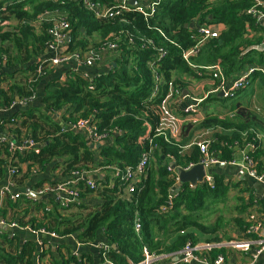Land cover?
<instances>
[{
    "label": "trees",
    "instance_id": "1",
    "mask_svg": "<svg viewBox=\"0 0 264 264\" xmlns=\"http://www.w3.org/2000/svg\"><path fill=\"white\" fill-rule=\"evenodd\" d=\"M96 1L110 6L117 2ZM253 3V0H161L156 15L149 19L148 25L160 29L171 41L179 43L183 48L192 44L189 32L195 19L208 25H222L223 30L219 31V36L206 43L193 62L196 65L217 63L228 79H234L250 65L264 66V53L255 50L264 37V26L246 14ZM46 12L66 18L70 27L68 52L76 49L85 52L90 48H97L105 39H112L110 35L119 30H128L137 36L143 34L157 39V33L148 30V25L138 14H125L124 22L119 19L112 22L100 21L84 10L78 2L61 4L46 0H0V41L11 44L15 57L13 58L8 49L0 48V54H8L4 64L6 69L16 65L22 67L18 72L23 74L24 82H14L8 89L11 94L15 91L19 100L32 94L36 98L38 84L48 78L52 70L46 68L44 63L41 75L36 74L40 63L36 62L37 58L45 51L44 46L48 39L47 26L41 25L37 28L36 21L38 16ZM3 22L9 25L11 23L10 27L2 26ZM162 45L168 49V54L159 67L166 92V85L172 76L194 73L182 61L179 49L169 43ZM140 47L139 41L136 49L127 50L122 46L115 66L107 73L96 77L92 83L84 80L77 72L69 73L61 82L49 80L41 101L45 110L40 111L30 106L29 109L20 110L17 116L12 118L18 120H15L17 134H20L21 129L25 130L34 142L40 144L37 153L31 151L21 157L17 156L16 176L21 174L18 166L21 162L30 163L40 171L55 163V168H60L63 176H68L72 172L80 173L94 165V150L98 151L99 157L103 160L97 166L120 169L138 163L141 156L149 150L147 137L155 134L158 107L162 102L147 100L152 86L150 72L145 67L149 50L146 46ZM5 76L10 78L12 74ZM252 78V80L260 78L264 85V79L259 74ZM1 100L8 103L14 99L11 96L7 97V92L0 90V104ZM151 107L154 108V113ZM56 114H59L61 121L54 119L53 116ZM91 117L94 118L98 134L112 137L114 131H120L117 136L112 137L111 145L102 144L92 148L82 133L67 128L64 131L61 126L62 122L78 123ZM242 117L244 116L240 115L238 119L228 117L221 121L210 119L206 124L232 130L233 133L229 137L217 135L219 143L232 144L240 139V133L258 127V119L255 116L249 121H241ZM10 120L5 119L3 122L11 125ZM248 137L251 139L252 133H249ZM153 143L158 146L152 155L157 161H160L161 156L165 159L171 156L170 162L182 168L198 161L199 152L196 148L188 156L180 157L179 148L174 143L166 142L162 137H154ZM0 149L5 158H8L7 150ZM211 149L221 150L220 156L224 160L232 158V151L226 147H219L217 143H213ZM250 156L256 173L264 176V150L260 149L259 143L256 142V148ZM167 161H163L157 170L153 166V161H149L146 175L130 201L123 202L118 199L117 183L113 180L114 187L105 184L97 192L96 197L101 200L98 206L78 204L68 209L60 208V211L65 213L73 208L78 209L74 214L55 212L54 207L52 211L54 213H49L52 223L51 221L49 224L46 223L45 228L59 236L75 235L79 244L93 243L97 235L103 234L105 240L111 246H115L109 252V258L115 264L140 261L144 246L148 247L150 252L170 254L180 250L188 241L196 242L193 231L200 234L215 233L219 226L218 222L213 227H204L198 222L200 216L194 214L205 207L206 197L210 198L211 205L223 203L230 191L229 183L224 181L222 175L212 173L213 181L210 185L203 183L190 189L188 184H182L175 189L174 210L165 217H160L156 214L157 207L164 203L174 185V176L168 170L171 168L170 162ZM3 165L4 162L0 159V175ZM15 182L18 183V177L15 178ZM21 182L22 180L19 184ZM80 185L84 190L82 196L92 194V191L85 188L82 183ZM21 203H24L22 207H25L27 212L30 208L28 205L44 206L22 195L15 203L7 201L11 208L20 207ZM245 207L241 204L240 214L246 212ZM135 216L141 221L140 236L134 232ZM242 222L243 231L246 226L244 221L236 219L238 225ZM180 232H183V235H180ZM6 236L7 234H0V239L4 243L7 242ZM61 246L62 249H68L65 245ZM33 251L35 247L29 241L25 242L17 256L6 254L5 250L0 248V264H32ZM219 253L224 251H213L212 256Z\"/></svg>",
    "mask_w": 264,
    "mask_h": 264
},
{
    "label": "built area",
    "instance_id": "2",
    "mask_svg": "<svg viewBox=\"0 0 264 264\" xmlns=\"http://www.w3.org/2000/svg\"><path fill=\"white\" fill-rule=\"evenodd\" d=\"M53 3L64 2H78L82 8L90 13L95 19L100 21H115L119 19L124 22V15L128 13L138 14L148 25L149 19L153 18L157 11L161 0H117L114 5H106L97 2L96 0H46ZM135 1L134 4H131ZM253 5L246 11V14L254 19L258 23L264 26V0H253ZM195 19L190 26L191 32H189V40L191 46L183 48L179 43L171 41L160 29L147 26L148 30L157 33V39L153 37H147L143 34H135L128 30H119L116 33L111 34L112 39H105L102 41L97 48H90L85 52L79 49L71 52L67 51V43L70 37V27L65 17L59 16L52 12H46L38 16L36 26L46 25V34L48 39L45 43V52L50 53V58L42 61H38L39 66L36 70L37 75H41L43 71V65L46 63V68H55L60 65L73 63L76 69L79 70L78 74L87 82L92 83L91 76L88 74V70L97 67L105 56L112 58L113 60L118 59L122 52V46L125 49H136L137 41L141 43V47L146 46L149 50V55L145 63L146 69L150 72L152 79L151 91L148 96V101L153 102L162 100L158 107V121L161 118V105L165 99V84L162 78V74L159 72V67L162 61L168 54V49L162 45L163 43H169L173 47L180 50V57L182 61L193 71L194 74L200 77H205L211 80L212 88L199 99H189V103L181 109L184 115H194L197 113L198 108L201 106L203 101L210 95H219L223 100L231 99L235 94L244 89L245 86L250 84L252 77L259 74L264 79V66L262 65H250L244 71H242L236 78L228 79L217 63L212 65H196L193 60L196 59L202 48L211 39H215L219 36V31L214 25H208ZM3 25L7 23L3 22ZM255 50L260 53H264V37L260 43L255 47ZM7 54H0V67L7 61ZM114 57V58H113ZM42 65V66H41ZM86 70V71H84ZM30 81V80H29ZM168 85V84H167ZM176 99L184 101L188 96L182 93L180 88H175L172 91ZM35 101V96L32 94L30 97L18 100L16 103H11L12 106H18L19 110L27 109ZM182 101V102H183ZM152 111L154 108H152ZM154 113V111H153ZM156 116V113H155ZM58 121L60 116H55ZM93 117L89 120L81 121L78 123H66L62 122L63 130L65 128L75 132L85 133L89 145L98 147L102 144H112V137L117 136L120 131H114V135L109 137L107 134H98L96 126L93 122ZM11 125L16 128L15 120L11 118ZM7 123V122H6ZM1 122L2 125H7ZM156 128V127H155ZM155 132V129H154ZM249 133H252V141L248 137ZM254 136V138H253ZM154 136L147 137L149 145L148 152L144 153L138 163L134 166H125L123 168L116 167H103L112 171L111 179L91 180L88 177V168L86 171L72 172L61 181L47 182L40 187L30 189L25 193V198L31 201H41L49 197H53L58 202V206L61 209H68L73 205L80 204L82 192L84 191L81 187V183L85 188L92 191V195L96 196L97 192L107 184L109 187H114L113 180H116L117 197L123 202H128L133 197L136 189L140 182L146 175V168L149 164L150 159L158 146L153 143ZM259 136L254 132L243 133L238 141H234L232 144L227 142H216L219 147L228 148L232 151V158L230 160H224L221 158V150L211 149L213 142H198L194 146L199 152L198 161L195 164H190L185 168L176 167L178 169L188 170L193 166L200 164L204 171L205 176L201 183L197 185L188 184L190 189H194L198 185L203 183L212 184L213 178L212 173H208L209 169L223 167H232L242 169L246 175L253 181L264 186V176L256 173L255 165L252 162L250 154L256 148V142L258 143ZM166 142H170L165 140ZM40 144L34 142L24 130L21 129L20 134L12 137L8 134L0 133V148H5L9 153L6 160V174L9 179H12L17 175V169L15 164L17 163V156H23L27 152L37 153ZM236 152L240 155L236 157ZM169 160H172L171 156H167ZM173 163V162H170ZM174 164V163H173ZM171 168L168 170L172 172L174 176V185L171 191L168 193L164 203L159 205L156 210V214L160 217H165L174 210V198L176 196L175 189L180 187L178 173L176 169L172 168V164H169ZM36 168H31V172L37 173ZM15 186V181H8V184L0 189V199H8L15 202L19 196L12 192ZM249 205L250 208H254L257 205L256 198ZM1 211V205H0ZM245 217L244 223L245 228L242 231L243 238L240 239H229L227 241H203V242H191L188 241L178 251L170 254L154 253L150 252L148 247L142 248V259L138 262H129L128 264H241L239 258L250 257L247 259L246 264H254L257 259L262 258L264 264V238L261 236V230L264 226V212H252ZM252 212V213H251ZM19 223V221L8 220L3 217L0 219V234H7L6 238L9 241H15L16 231L26 232L32 237L34 242L35 251L32 255V264H54L59 262L62 264H81L83 260L77 252L63 253L59 256L56 249L59 248L60 242L65 240H71L76 243V246L88 245L93 247L100 259L101 264H115L109 258V252L112 246L103 238L98 243H87L79 244L76 240L75 235L59 236L54 231L47 230L45 227H36L30 222ZM134 232L137 236H140L142 232V225L140 218L135 216L134 219ZM183 235V232L179 233ZM25 240L21 241L23 244ZM53 247L50 248V247ZM49 249L53 250V253L49 252ZM223 250L224 253H219L212 256L213 251ZM56 251V252H55ZM240 254V256L237 255ZM6 254H9L6 252ZM19 253L15 252L11 256H17ZM85 262V261H84Z\"/></svg>",
    "mask_w": 264,
    "mask_h": 264
},
{
    "label": "crops",
    "instance_id": "3",
    "mask_svg": "<svg viewBox=\"0 0 264 264\" xmlns=\"http://www.w3.org/2000/svg\"><path fill=\"white\" fill-rule=\"evenodd\" d=\"M11 25V23H10ZM9 23L7 25L3 26H9ZM218 31L223 30L222 25L214 26ZM38 28V27H37ZM36 28V29H37ZM8 30V29H6ZM70 38V37H69ZM0 48L2 49H8V51L11 52V55L13 58L15 57V54H13L12 47L10 43L4 42L2 43L0 41ZM9 52V53H10ZM5 54V53H1ZM8 55V54H7ZM50 53L43 52L42 55L37 58L38 62L39 60H46L50 58ZM114 58V57H113ZM115 66V60L112 58L105 56L103 58V61L95 68L88 70V74L91 76V79L94 80L96 77H98L101 74L107 73L111 67ZM2 67V68H1ZM0 67V79L2 80L0 82V90L7 92V97H13L12 102L4 103L3 100H1L0 104V133L8 134L12 137L16 136L17 133L15 132V127L10 125H2L1 122H3L5 119H11L15 118L17 114L19 113L18 106H12L11 103H16L20 99L15 91L11 94V92L8 91L10 86L14 84V82L22 81L17 80L16 78L23 74L18 72L19 70H22V67L14 66L10 69H6L5 65H2ZM247 68V67H246ZM245 68V69H246ZM52 69L51 73L49 74L48 78L43 79L37 86V96L35 98V101L31 104L33 108H37L40 111L45 110V108L42 105V98L44 96V90L45 85L50 80H57V81H63L66 79V75L72 72H79V70L76 69V66L73 63H68L65 65H60L55 68H48ZM244 69V70H245ZM10 78H8L5 75H11ZM25 75V74H24ZM79 75V74H78ZM13 77V78H12ZM253 79V78H252ZM251 79V80H252ZM24 82V80L22 81ZM250 92L249 94L252 95L257 93V90H261V98L263 99L262 104H264V85L261 83L260 78L254 79L250 83ZM175 88H180L182 90V93L186 96H188L187 99H185L183 102L179 99H176L173 95L172 91ZM212 88V82L208 78L197 76L196 74H193L191 77L188 76V74L181 73L178 76H172L168 85H166V96L165 99L161 105V118L159 121H157L155 125V136L156 137H162L164 140L170 141L174 143L179 148V156L185 157L188 156L194 148L195 143L198 142H218L217 135H225V136H231L233 133L232 130H224L221 127H218L217 125H211L206 124V121L210 119H217L219 121L223 120L225 117V113L223 114L220 110L219 101L223 100L219 95H210L206 98L205 101L201 104V106L198 108L197 113L194 115H184L181 112V109H184V107L189 103V99H199L204 96L205 93H207ZM199 93V94H198ZM248 94V93H246ZM246 96V95H242ZM234 98V97H233ZM246 97H243L242 99H245ZM242 99L235 103V104H242L240 103ZM211 103L213 105V108H207L206 104ZM264 111V105L262 106ZM236 110V108H235ZM234 110V111H235ZM233 112L229 113V118L234 119L238 117ZM246 111H248L246 109ZM261 110L259 109V112ZM261 111V112H263ZM262 117H257L255 114L246 113L244 117L240 118L241 121H249L251 117L255 116L258 119V127L257 129H250L249 132L257 133L259 136L258 143L260 144V149L264 150V113L261 114ZM56 116H59V114H56ZM56 121L57 118H54ZM18 121L17 119H15ZM59 122V121H58ZM150 127V126H149ZM151 128V127H150ZM21 131V130H20ZM25 131V130H24ZM248 133V131H245L244 133ZM243 133H240V137ZM89 145V143H88ZM91 146V145H90ZM92 147V146H91ZM197 149V148H196ZM0 159L3 160L4 165L2 168V174L0 175V189L5 187L8 184V181H15V178L18 177V180L21 179L22 182L20 184L15 182V186L12 189V192L18 194V196L22 195L25 197V193L30 189H35L37 187L42 186L43 184L47 182H58L65 178V176L62 175L60 168H55V163H52L50 166H48L45 170L40 171L36 166H33L30 163L27 162H21L18 164L21 174L19 176L13 177L12 179L8 180L5 166H6V160L5 154L0 149ZM94 165L89 167L90 169L88 171V177L91 180H101V179H111L112 171L109 169H105L102 166H97L103 162V160L99 157L98 151L94 150ZM240 155L239 152H236V157ZM168 160V161H167ZM153 166L157 170L159 166L162 165L163 161H167L168 163L170 160L168 158L160 157V161H157L156 158L153 156L152 160ZM18 162V160H17ZM150 163V162H149ZM170 164V163H169ZM31 168H36L37 173L31 172ZM231 168V169H230ZM227 169V171H224L225 174L231 175L233 178L232 184L235 186H239L238 189L243 191L246 189H249L247 193H244L243 195V205H245L246 212L243 214L242 218L246 216L247 213L252 212H258L263 211L264 212V186L253 181L250 179L246 173L240 169V168H232L230 167ZM217 169V168H216ZM222 175V174H221ZM225 176V175H222ZM226 182V181H225ZM229 185L231 184L230 181H227ZM231 193V190L230 192ZM256 198L257 205L254 208H250L249 205L252 203L251 201ZM18 200V199H17ZM16 200V201H17ZM7 201H10L8 199L1 200L0 199V205H1V211H0V219L1 217L12 220V221H19V223H23L25 220H29L26 222H30V224L36 226V227H45V224H49L51 221L49 218V213L53 211V208L55 207V212H59L61 214H66L65 212H61L60 208L58 206V202L56 199H53V197H49L47 199H43L41 201H38L41 203V205H44L43 207H35L33 205L30 206L29 211L27 212L25 207H17V208H11L8 206ZM15 201V202H16ZM12 202V201H11ZM12 202V203H15ZM35 202V201H33ZM101 200H99L96 196H93L92 194L84 195L81 197L80 204H84L86 206L95 207L100 204ZM251 212V213H252ZM54 213V212H52ZM239 218V219H240ZM52 223V221H51ZM240 231H235L232 233V238L234 239H240L243 238L242 229L243 222L240 223ZM195 238L196 236L199 237L200 233L193 231ZM16 239L15 241H9L7 240L6 243H4L0 239V248L2 250H5V252H8L9 254H13L15 252L19 253V251L22 249L26 241H29L33 243L32 237H30L26 232L22 231H16L15 233ZM261 236L264 238V226L261 230ZM103 234L97 235V238L95 239V243L103 241ZM25 240L23 244H21V241ZM205 240V237H200L196 240V242H203ZM58 243L59 248L57 246L56 249L53 250L57 251V254L59 256L63 255V253H73L74 251L77 252V254L80 255L81 259L83 260V263L81 264H101L100 259L98 258L97 252L95 249L89 248L88 245H81L79 247L76 246V243L71 240H65L63 242ZM61 245H65L68 247V251L65 249H62ZM49 249L50 253H53L54 251ZM55 251V252H56ZM238 256L240 254L237 253ZM250 257H243L241 256L239 258V262L241 264H246L247 259ZM85 261V262H84ZM254 264H263L262 258L257 259V261Z\"/></svg>",
    "mask_w": 264,
    "mask_h": 264
},
{
    "label": "rangeland",
    "instance_id": "4",
    "mask_svg": "<svg viewBox=\"0 0 264 264\" xmlns=\"http://www.w3.org/2000/svg\"><path fill=\"white\" fill-rule=\"evenodd\" d=\"M188 76L191 77L192 75H188ZM22 78L23 77L19 75L16 79L21 80ZM249 85L250 84L245 86L244 89H241L240 91H238L235 94L234 98L219 101L220 110L222 111L223 114L225 113V117L223 120L227 119L229 117V113L233 112L235 108L236 110L234 111V114L237 117L240 115L244 116L246 115V113L255 114V116L259 118L262 117L261 114L264 113L262 106L264 104H262L263 99L260 96L261 90H257V93L255 94L252 93L251 95L249 94L251 90ZM242 95H246V96H242ZM243 97H246V98L242 99ZM241 99L242 101L240 103L242 104L240 105L235 104L239 102ZM206 107L212 109L213 105L211 103H207ZM246 109L248 111H246ZM259 109L263 112L261 111L259 112ZM228 168L230 167H223V168L218 167L217 169L216 168L209 169L208 171V173L225 175L223 176L224 181L231 182L230 187H229V190H231V193H228L226 200L223 203L218 202L212 205L210 202V198L206 197L205 207L199 210L198 212H196L194 215H198V217L200 216V220L198 222H200L204 227H213L214 225L217 224V222L219 223V226L217 230L215 229L216 230L215 233L200 234L199 237L196 236V239L200 237H205L204 241H227L231 239L233 232L240 231L239 230L240 226L236 223V219H239L244 214V213L240 214L239 209L241 207V204H243L242 201H243L244 193H247L249 191L246 190L245 192H242L241 190L238 189L239 186L237 187L232 184L233 182L232 176L227 175L224 172V171H227ZM20 180L21 179L18 180V184ZM23 204L24 203H21L19 208H21ZM77 210L78 209L73 208L66 214H71V213L74 214L77 212ZM242 221L244 220L242 219ZM241 229H243V227H241ZM89 248L94 249L93 247H89Z\"/></svg>",
    "mask_w": 264,
    "mask_h": 264
},
{
    "label": "water",
    "instance_id": "5",
    "mask_svg": "<svg viewBox=\"0 0 264 264\" xmlns=\"http://www.w3.org/2000/svg\"><path fill=\"white\" fill-rule=\"evenodd\" d=\"M134 3H135V1L131 2V4H134ZM84 71H86V70H84ZM219 97H221V94ZM27 109H29V108H27ZM53 117L56 118L55 115ZM79 133H82V132H79ZM82 134H83L84 138L86 139V141L88 142L86 134L85 133H82ZM92 148H94V147L92 146ZM170 164H172L173 169L177 170L180 185L191 184V185L195 186L198 183H201L204 179L205 171L200 164H197L188 170L178 169L175 167V165L173 163H170ZM219 167L223 168V166H219ZM112 248L114 249L115 246H112Z\"/></svg>",
    "mask_w": 264,
    "mask_h": 264
}]
</instances>
